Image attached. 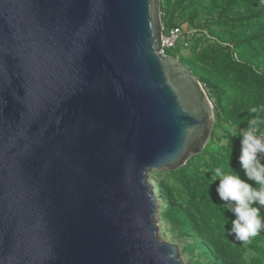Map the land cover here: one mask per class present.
I'll use <instances>...</instances> for the list:
<instances>
[{"label": "water", "instance_id": "obj_1", "mask_svg": "<svg viewBox=\"0 0 264 264\" xmlns=\"http://www.w3.org/2000/svg\"><path fill=\"white\" fill-rule=\"evenodd\" d=\"M163 31L161 0H0V264H186L148 174L215 106Z\"/></svg>", "mask_w": 264, "mask_h": 264}, {"label": "trees", "instance_id": "obj_2", "mask_svg": "<svg viewBox=\"0 0 264 264\" xmlns=\"http://www.w3.org/2000/svg\"><path fill=\"white\" fill-rule=\"evenodd\" d=\"M161 19L166 34L186 26L197 31L175 58L202 84L216 121L202 155L177 171L151 175L159 178L165 202L160 219L190 241L183 249L189 264H264V229L247 244L229 235L235 215L216 191L219 179L213 180L221 166L247 180L239 162L241 133L251 107L262 109L264 120V0H161ZM260 130L264 134V123ZM260 215L264 219V207Z\"/></svg>", "mask_w": 264, "mask_h": 264}, {"label": "clouds", "instance_id": "obj_3", "mask_svg": "<svg viewBox=\"0 0 264 264\" xmlns=\"http://www.w3.org/2000/svg\"><path fill=\"white\" fill-rule=\"evenodd\" d=\"M261 110L250 108L252 118L241 133L239 162L247 180L242 179L231 167L227 171L223 166L217 167L213 175V180L220 181L216 189L220 199L235 215L229 235L244 244L250 243L264 229V219L260 215V209L264 207V134L260 130L264 120L259 115ZM257 204L260 207H254Z\"/></svg>", "mask_w": 264, "mask_h": 264}, {"label": "rangeland", "instance_id": "obj_4", "mask_svg": "<svg viewBox=\"0 0 264 264\" xmlns=\"http://www.w3.org/2000/svg\"><path fill=\"white\" fill-rule=\"evenodd\" d=\"M185 41H180L178 44V51L183 52L185 50ZM168 54L170 55V57H177V54L175 52V50H171L168 52ZM154 172L149 173L148 175L150 176L149 179V185L152 187L153 191H154V195L156 197V201L158 202V205L160 206V209L163 208L165 206V202L163 201L162 197L159 194L158 190V181L159 178L158 177H152L151 175ZM158 219V226H159V238L160 241L166 244H170L173 246H176L179 249L180 254L182 255V259L186 262V264H189L187 261V258L183 255V249L186 245H188L190 243V241L185 240V239H179L177 236V232H174L173 230H171V228L164 222H162V220L160 219V216L158 215L157 217Z\"/></svg>", "mask_w": 264, "mask_h": 264}, {"label": "built area", "instance_id": "obj_5", "mask_svg": "<svg viewBox=\"0 0 264 264\" xmlns=\"http://www.w3.org/2000/svg\"><path fill=\"white\" fill-rule=\"evenodd\" d=\"M197 31L192 30L191 32L188 30L187 26L181 29H173L171 32L168 34L165 33V28L162 34V49L158 53L159 56L161 57H169L170 55L168 54L169 51L171 50H177L178 44L180 41H187L190 39V37L196 35ZM187 46V44H186Z\"/></svg>", "mask_w": 264, "mask_h": 264}]
</instances>
